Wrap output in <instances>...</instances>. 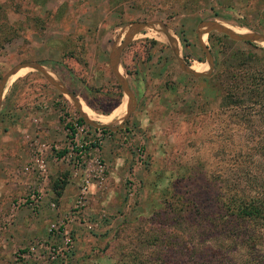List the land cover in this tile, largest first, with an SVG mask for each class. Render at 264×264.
<instances>
[{
  "label": "rangeland",
  "instance_id": "obj_1",
  "mask_svg": "<svg viewBox=\"0 0 264 264\" xmlns=\"http://www.w3.org/2000/svg\"><path fill=\"white\" fill-rule=\"evenodd\" d=\"M243 2L237 18L246 26L229 12L225 19L204 8L182 12L172 0H0V81L17 65L37 64L72 93L89 119L117 127L126 97L117 95L108 55L130 24L162 22L191 68L205 64L195 34L200 22L217 21L236 34H264L263 3ZM209 34L215 49L220 41L226 49L223 55L216 51L213 61L230 64L237 57L234 48L252 50L246 42ZM207 38L202 40L209 51ZM249 44L264 57V41ZM118 69L135 106L120 129L106 133L78 123L70 98L40 72L24 67L8 78L0 102V224L7 223L0 233L17 226L20 211L34 219L42 215L45 230L25 237L13 252L0 253V264H206L216 251L202 229L196 232L212 212L228 154L239 150L242 139L210 88L218 83L211 78L214 70L197 78L182 73L169 46L150 29L127 44ZM88 141L78 155L77 146ZM83 177L89 182L86 203L70 220ZM58 181L69 193L63 211L52 192ZM33 189L41 192L38 207L11 211ZM52 223L64 225L72 240L69 253L57 261L44 253L43 259H16L32 240L46 238ZM18 229L23 235L29 230Z\"/></svg>",
  "mask_w": 264,
  "mask_h": 264
},
{
  "label": "trees",
  "instance_id": "obj_2",
  "mask_svg": "<svg viewBox=\"0 0 264 264\" xmlns=\"http://www.w3.org/2000/svg\"><path fill=\"white\" fill-rule=\"evenodd\" d=\"M172 1L182 12L204 8L212 17L220 19H225L229 12L239 25L246 26L237 18L243 0ZM258 1L264 5V0ZM211 35L208 34L207 41L212 56L216 51L225 54L221 41L215 49ZM244 44L252 48L251 52L234 48L233 56L237 57H231L232 63L213 61L211 78L215 77L218 83L210 88L219 109L227 111L228 117L234 119L242 143L236 153L228 154L229 168L224 178L218 180L220 186L213 197L212 212L204 219V227L199 226L196 232L199 234L198 230L202 229L201 235L204 233L205 239L216 249L207 256L206 264H264V57L254 54L255 46ZM116 89L120 97L117 85ZM81 122L78 119V123ZM66 129L73 132L69 124ZM100 131L109 132L107 129ZM233 134L231 129L226 132L224 141L228 145ZM236 165L239 166L233 170ZM62 191L63 183L55 182L52 192L56 199Z\"/></svg>",
  "mask_w": 264,
  "mask_h": 264
},
{
  "label": "water",
  "instance_id": "obj_3",
  "mask_svg": "<svg viewBox=\"0 0 264 264\" xmlns=\"http://www.w3.org/2000/svg\"><path fill=\"white\" fill-rule=\"evenodd\" d=\"M152 29L155 32H158L160 34H163L166 39L169 46V49L171 50V53L175 59V62L177 64V67L179 70L189 76L192 77H207L211 74L213 71V59L211 53L208 51V48L202 43V37L203 35H206L211 32H216L223 34L227 36L230 40L234 42H249V43H257L258 41H264V34H257L254 32H246L244 34H236L232 30L228 29L226 26H224L221 23H218L217 21H203L197 24L195 29L196 34V41L197 44L201 50V52L204 55L206 64H207V71L205 72H195L190 69V66L184 62L183 58L179 54L178 46L176 39L169 33L167 27L162 22H137L130 24L126 32L124 34L123 40L116 46H114L109 55V69L110 73L116 83V85L119 87L120 92L126 97V110H125V116L121 119L119 125L117 127H110L106 124H98L94 122L93 120L89 119L82 111L79 102L76 100V98L70 93L67 89H65L61 84L56 82L52 79V77L44 72L37 64L33 63H23L20 65H17L13 68H11L1 79L0 81V102L3 95L5 84L7 83V80L10 76L15 74L17 71L24 67H28L30 69H34L35 71L40 72L48 81L49 83L58 90L61 94L67 95L70 100L72 101L73 107L76 110L80 120L87 124L88 126L94 128V129H107L110 131H116L122 127V125L126 122L128 119L129 114L133 111L135 103L134 99L131 93V90L129 89L128 83L125 78H123L119 73V58L122 50L127 46V44L130 42L131 38L134 34H136L141 29Z\"/></svg>",
  "mask_w": 264,
  "mask_h": 264
},
{
  "label": "built area",
  "instance_id": "obj_4",
  "mask_svg": "<svg viewBox=\"0 0 264 264\" xmlns=\"http://www.w3.org/2000/svg\"><path fill=\"white\" fill-rule=\"evenodd\" d=\"M92 142H84L83 145L77 146V154L82 155L84 149L91 145ZM41 154L39 150H37ZM88 186L89 182L86 178H82L80 184L78 185L77 192L71 206L70 214L68 219L72 220L77 217L80 212L84 209L86 198L88 195ZM41 197V192L39 189H33L29 192V194L24 196L23 198L18 199L15 204H12L11 211L18 208L19 206H27L30 207L31 210H34L38 207L39 199ZM51 208L55 207V203L50 204ZM6 221H3L0 224V230H3L6 227ZM58 238L62 241V246L60 244H55L54 242H50L49 239ZM54 241V240H53ZM72 247V240L68 236L67 232L64 230L63 224L52 223L47 228V237L46 238H36L32 240L31 243L28 244L25 248L18 250L15 255L16 259L28 260L30 258L43 259L44 257L49 261H57L61 258H64V255L68 254ZM44 253V257L39 255ZM43 257V258H42Z\"/></svg>",
  "mask_w": 264,
  "mask_h": 264
},
{
  "label": "crops",
  "instance_id": "obj_5",
  "mask_svg": "<svg viewBox=\"0 0 264 264\" xmlns=\"http://www.w3.org/2000/svg\"><path fill=\"white\" fill-rule=\"evenodd\" d=\"M147 29L148 28L141 29L136 34H139L141 31L147 30ZM150 30H152V29H150ZM156 33L159 34V35H161L162 39L168 45V43H167L168 41H167L166 37L163 34H160L158 32H156ZM136 34H134L133 37ZM208 34H206V35H208ZM203 36H205V35H203ZM133 37L131 38V40L133 39ZM203 41L204 40H202V43H203ZM203 58H204V55H203ZM204 61H205V58H204ZM204 63L205 64H198L200 66V69H198V70H194L192 68V64H194V63H192L190 69L193 70V71H195V72H202V71L205 72V71H207V64H206V61ZM73 194H74V192H72V195ZM67 195H69V193L65 189V190L62 191L61 196L57 199L59 201V204H60V206H59L60 211H63L64 208H65V206H66V200L68 199ZM45 209L46 208H43L42 211H44ZM0 211H1V208H0ZM46 213H47V211H46ZM0 217L3 218V213L2 212H0ZM41 217H39L38 219H34V217L27 216V214L25 213V211H20L16 215L15 221L13 219V221L16 223L17 226L14 229H13V226L12 227H8V229L6 230V232L0 233V253L6 254L8 251L9 252L10 251L13 252V250L15 248L21 247V245L24 243V239L27 240V238H25V237H27L28 235H31L32 236V234H34V233H43V231L45 230V225H44L45 224V220H43V216L42 215H41ZM25 226L29 228V230H27L25 232L26 233V236H25V233L24 232H23L24 233V235H23L22 233L19 232L20 230L18 229V228H22L23 229V227L25 228ZM30 230L32 231L31 233H30ZM42 236L45 237L43 234H42ZM9 261H10V258H9Z\"/></svg>",
  "mask_w": 264,
  "mask_h": 264
},
{
  "label": "bare ground",
  "instance_id": "obj_6",
  "mask_svg": "<svg viewBox=\"0 0 264 264\" xmlns=\"http://www.w3.org/2000/svg\"><path fill=\"white\" fill-rule=\"evenodd\" d=\"M195 70H198V69H200V66L199 65H197V64H193V66H192Z\"/></svg>",
  "mask_w": 264,
  "mask_h": 264
}]
</instances>
